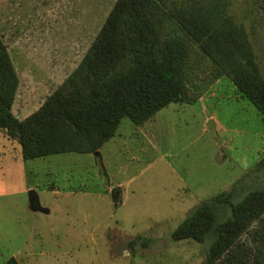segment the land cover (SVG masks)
I'll use <instances>...</instances> for the list:
<instances>
[{
	"label": "rangeland",
	"instance_id": "obj_1",
	"mask_svg": "<svg viewBox=\"0 0 264 264\" xmlns=\"http://www.w3.org/2000/svg\"><path fill=\"white\" fill-rule=\"evenodd\" d=\"M114 1L0 0L19 118L78 64ZM247 7L264 70V0L234 3L238 14ZM263 156L264 119L227 76L196 103L171 102L141 125L123 117L97 153L23 159L0 131V264L11 256L18 264H208L207 241L171 231L236 181L234 201L264 187Z\"/></svg>",
	"mask_w": 264,
	"mask_h": 264
},
{
	"label": "trees",
	"instance_id": "obj_2",
	"mask_svg": "<svg viewBox=\"0 0 264 264\" xmlns=\"http://www.w3.org/2000/svg\"><path fill=\"white\" fill-rule=\"evenodd\" d=\"M235 1L115 0L78 64L24 118L12 111L18 75L0 34V131L23 159L97 152L123 117L141 125L171 102L196 103L222 76L264 119L256 16L250 7L238 14ZM240 182L201 200L172 238L207 241L208 264H264V187L234 201Z\"/></svg>",
	"mask_w": 264,
	"mask_h": 264
},
{
	"label": "water",
	"instance_id": "obj_3",
	"mask_svg": "<svg viewBox=\"0 0 264 264\" xmlns=\"http://www.w3.org/2000/svg\"><path fill=\"white\" fill-rule=\"evenodd\" d=\"M30 193L33 194V189L30 190Z\"/></svg>",
	"mask_w": 264,
	"mask_h": 264
},
{
	"label": "crops",
	"instance_id": "obj_4",
	"mask_svg": "<svg viewBox=\"0 0 264 264\" xmlns=\"http://www.w3.org/2000/svg\"><path fill=\"white\" fill-rule=\"evenodd\" d=\"M112 138V137H111ZM99 150V149H98ZM95 153H97V152H95ZM119 191V190H118ZM119 195H121L120 193H118Z\"/></svg>",
	"mask_w": 264,
	"mask_h": 264
}]
</instances>
